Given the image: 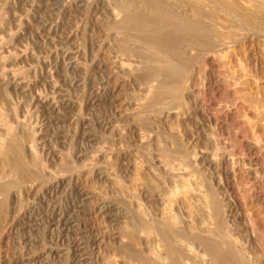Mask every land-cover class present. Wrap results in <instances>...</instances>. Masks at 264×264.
Returning a JSON list of instances; mask_svg holds the SVG:
<instances>
[{
  "label": "rangeland",
  "instance_id": "obj_1",
  "mask_svg": "<svg viewBox=\"0 0 264 264\" xmlns=\"http://www.w3.org/2000/svg\"><path fill=\"white\" fill-rule=\"evenodd\" d=\"M129 1L0 0V57H10L4 73L0 59V107L11 112L17 101L21 115L31 109L26 129L38 131L47 166L33 183L9 178L16 184L0 197V264H217L204 239L229 259L238 253L231 264H264V16L245 29L229 14L239 0H222L221 12L164 0L171 8L164 14L153 0ZM242 1L245 13L264 9V0ZM123 6L144 12L130 11L142 22L129 13L134 25ZM145 15L155 16L154 26L182 24L180 34L170 32L180 35L175 50L187 49L164 54L154 43L163 25L157 32ZM190 16L198 35L187 30Z\"/></svg>",
  "mask_w": 264,
  "mask_h": 264
},
{
  "label": "bare ground",
  "instance_id": "obj_2",
  "mask_svg": "<svg viewBox=\"0 0 264 264\" xmlns=\"http://www.w3.org/2000/svg\"><path fill=\"white\" fill-rule=\"evenodd\" d=\"M122 1H124V0H122ZM125 1H126V0H125ZM128 1H129V0H128ZM134 1H135V0H134ZM147 1L149 2V0H147ZM154 1H156V2H154ZM159 1H161L162 3H161V2L158 3ZM159 1H158V0H153L154 3H153V2H152L153 4L150 3L152 6H151L150 4H149V5H150L151 7L154 6V8L156 7L155 11H159V7H158V5H157V4H159V6H160V11H159V13L162 12V14H164V13L167 12L168 10L170 11L171 8H170V5H169V4H168V5L166 4L167 1H166V3H165L164 0H159ZM190 1H191V0H190ZM192 1H194V4H198L199 6H204V7H205V6H208L209 9H211V10L214 9V10H216V11H217V10L220 11V9H221V7H218V6H222V7H223V6L225 5V3H224V5H222V4H223V3H222V0H220L221 3H220L219 1H217V0H213V1L210 0V1H209V4H206V3H205L206 0H192ZM243 1H244V0H243ZM243 1H242L241 3H243ZM262 1H263V0H262ZM225 2H226V0H225ZM231 2L234 3V1H231ZM236 2H237V0H236ZM239 2H240V0H239L238 3H236V4L234 3V4L232 5L231 3H229V4H230V5H229V4L227 3L226 5H229L228 7H230V6L232 5L231 8H229V9L231 10V12L229 13L230 15H231V14H232V15H235V14H236L235 16H237V18H239L238 21L240 20V18H242V23L246 21V23H244V24L242 25V27H244V25L247 24V25L245 26V29H246V27L248 26V24L251 25V24H250L251 22H253L252 24L256 23V22H254V21H255V20L257 21V19H258V17L256 18L257 15H263V16H264V14H262V13L264 12V9H263V10L259 9V10H258V11H259V14H258V13L255 14L256 12H255V13H245V12L242 10L243 7L240 6ZM248 2H249V1H248ZM250 2H251V0H250ZM250 2H249V3H250ZM118 3H119V2H118ZM129 3H131V2L129 1ZM134 3H135V2H134ZM134 3H132V6H133ZM137 3H138V2H136L135 4H137ZM177 3H178V2H177ZM183 3H184V2H183ZM214 3H215V6H214ZM246 3H247V2H246ZM252 3H253V2H252ZM254 3H255V2H254ZM262 3H263V2H262ZM262 3H260V4H262ZM155 4H156V5H155ZM189 4H190V3H189ZM216 4H217V5H216ZM117 5H118V4H117ZM129 5H130V4H129ZM129 5H128V6H129ZM137 5H138V4H137ZM175 5H176V4H175ZM178 5H179V4H178ZM181 5H182V4H181ZM183 5H184V4H183ZM241 5H243V4H241ZM245 5H246V4H245ZM250 5L252 6V5H254V4H250ZM250 5H249V6H250ZM118 6H119V5H118ZM128 6H123V8L126 7V9H127ZM132 6L130 5L129 8H133V7L136 8V7H135L136 5H134L133 7H132ZM168 6H169V7H168ZM171 6H172V5H171ZM195 6H196V5H195ZM254 6H255V5H254ZM142 7H143V6H142ZM186 7H187V6H186ZM245 7H246V6H244V8H245ZM257 7H258V5H257ZM261 7H262V6H261ZM123 8H122V9H123ZM169 8H170V9H169ZM180 8H182V7H180ZM205 8H206V7H205ZM205 8H204L203 11L201 10L202 8H201V9L198 8V10H196V9L193 8V12H192V14H196V15H198V16H199V14H200V16H201V15H205L204 13H206V15L204 16V18H205V17L208 18V16L211 15V14H210V12L206 11ZM223 8H224V7H223ZM225 8H227V7L225 6ZM253 8H254V7H253ZM263 8H264V7H263ZM124 9H125V8H124ZM137 9H138V8H137ZM137 9H136V10L133 9V10L136 11V12L138 13V11H140V10L137 11ZM250 9H251V8H250ZM254 9H255V8H254ZM256 9H257V8H256ZM256 9H255L254 11H257ZM131 10H132V9H129V11H128V9H127L126 11H128V14H129V13H131V12H130ZM133 10H132V13H134ZM152 10H153V9H152ZM176 10H177V9H175L174 12H173V9H172V11H171L170 13H173V14H174V13L176 12V14H177V12H179V11H176ZM195 10H196V11H195ZM214 10H213V11H214ZM252 10H253V9H252ZM183 11H185V10H183ZM187 11H188V10L185 11L186 14L188 13ZM190 11H192V10H189V14L191 13ZM197 11H198V12H197ZM245 11L248 12V10H245ZM250 11H251V10H250ZM254 11H253V12H254ZM258 11H257V12H258ZM260 11H261V12L263 11V12L261 13ZM123 12L125 13V11H123ZM136 12H135V13H136ZM141 12H142V11H141ZM141 12H139V13L137 14V16H139V14H140L139 17H143L142 13H144V12H142V13H141ZM181 12H182V11H181ZM185 12H184V13H185ZM220 12H221V11H220ZM132 13H131V15H133ZM149 13H150V12H149ZM153 13H154V12H153ZM153 13H152V14H153ZM155 13H156V12H155ZM159 13H158L157 15H159ZM168 13H169V12H168ZM170 13H169V14L166 13L167 16H168V15H169V16L172 15V14H170ZM184 13H183V15L185 16L186 14H184ZM208 13H209V15L207 16ZM211 13H212V12H211ZM213 13H215V12H213ZM217 13H218V12H217ZM260 13H261V14H260ZM125 14L127 15V13H125ZM144 14H145V13H144ZM162 14H160V16H161ZM166 14H165V15H166ZM176 14H174L173 16H175ZM179 14H180V12H179ZM189 14H188V15H189ZM221 14H222V13H221ZM226 14H227V13H226ZM229 14H228V16H230ZM119 15H120V14H119ZM126 15H125V16H126ZM129 15H130V14H129ZM131 15L129 16V18H130V17L132 18V17L135 15V16H134L135 18L133 17L134 20H135V22H136V23L139 22V19H140V18H139V17H136V14H134L133 16H131ZM154 15H155L156 17H158L156 14H154ZM183 15L181 14L180 16L183 18V17H184ZM188 15H186L187 18L189 17ZM148 16L152 17V19H151L150 17H149V18L153 21V23H152V21H151V22L147 21V20H149V19L146 17V15H145V19H143V18H144V17H143L142 20H143V21H146V22H149L150 24L152 23L153 26H154V18H155V16H154V18H153V15H152V16H151V15H148ZM160 16H159V17H160ZM200 16H199V17H200ZM254 16H255V17H254ZM162 17H166V16H162ZM186 17H184V18H186ZM194 17L197 18V16H194ZM209 17L211 18V16H209ZM213 17H216V16H213ZM123 18H124V17H123ZM125 18H126V17H125ZM125 18H124V19H125ZM127 18H128V17H127ZM127 18H126V19H127ZM131 18H130V19H131ZM133 18H132V19H133ZM138 18H139V19H138ZM146 18H147V20H146ZM160 18H161V17H160ZM169 18H170V20L172 19V23H173V24L175 23V20L177 19V18L175 19V17H173V18H174V20H173V18H172L171 16H170ZM182 18L180 19V22L182 21L183 24H184L183 21H187V20H189V19H187V18H186L187 20H186V19L183 20ZM190 18H191V16H190ZM200 18H201V17H200ZM255 18H256V19H255ZM117 19H118V18H117ZM126 19H125V20H126ZM130 19H129V20H130ZM132 19H131V21L133 22L134 20H132ZM136 19H138V20L136 21ZM155 19H156V18H155ZM163 19H164V18H163ZM163 19H159V18H157V20L155 21V23L157 22L156 24H158V23H159V20L162 21ZM167 19H168V18H166L165 20L167 21ZM192 19H194L193 16H192V18L190 19V22H188V23H190V25L193 24V23L191 22ZM198 19H199V18H198ZM211 19H213V18H211ZM228 19H229V18H228ZM254 19H255V20H254ZM165 20H163V21H165ZM178 20H179V19H178ZM195 20H196V19H195ZM201 20H203V19H201ZM206 20H207V19H206ZM223 20H224V19H223ZM243 20H244V21H243ZM258 20H259V19H258ZM121 21H122V20H121ZM121 21H120L119 23H117V24H118L117 27H120V25H121V26H122V25H123V26H126L128 23H130L129 26L132 25L131 27L134 29V32L136 31V33H135L136 35H137L139 32H140V33L142 32V33L139 34V35H143L144 30L142 31V30H141L142 28L140 29L141 31L139 30V32H138L137 29H135L136 27L134 28V25H135L136 23L134 24V22H133V24H134V25H133V24H131L132 22L130 21V22H127V24H125V23H126V21H125L124 24H123V22H121ZM123 21H124V20H123ZM140 21H141V19H140ZM163 21H162L161 23H163ZM173 21H174V22H173ZM214 21H215V19H214ZM141 22H142V21H141ZM146 22H144V24H147ZM168 22H169V21H168ZM168 22H165L164 25L162 24L163 26L159 24L160 26H162L160 29L163 30L164 27L167 26L166 23H167V24L171 23V22H169V23H168ZM180 22H178V24H179ZM198 22H199V21H198ZM207 22H208V21H207ZM207 22H206V23H207ZM233 22H234V20H233ZM236 22H237V21H236ZM259 22L261 23V21H259ZM262 22H263V21H262ZM121 23H122V24H121ZM149 23H148V24H149ZM176 23H177V20H176ZM240 23H241V20H240ZM240 23H239V24H240ZM242 23H241V24H242ZM119 24H120V25H119ZM173 24H172V25H173ZM194 24H195V23H194ZM194 24H193V25H194ZM208 24H209V23H208ZM241 24H240V25H241ZM137 25H141V23H140V24H137ZM159 25H157V26H159ZM165 25H166V26H165ZM181 25H182V24H181ZM181 25H180V24L178 25V26H180V29L183 28ZM186 25H187V24H184L183 26L186 27ZM197 25H198V24H197ZM206 25H207V24H206ZM127 26H128V25H127ZM129 26H128L127 28H131V27H129ZM157 26L155 25L154 27L158 28V29L155 28V29L157 30V32H158L159 27H157ZM178 26H177V27H178ZM195 26H196V25H194L193 28H192V26H191V28H190V26L188 25V27H189L190 29H187V30H191V31L193 30V33L189 32L190 34H193V36H194V30H196V31H195V34H197L196 32L199 33V29H200V28H199L200 25H199V27H196L198 30L195 28ZM238 26H239V25H238ZM252 26H254V25H252ZM255 26H256V25H255ZM255 26H254V27H255ZM257 26H258V25H257ZM259 26H261V25H259ZM262 26H263V25H262ZM141 27H144V26H141ZM145 27H146V26H145ZM170 27H171V26H170ZM173 27L175 28V26H173ZM177 27L175 28L176 30L179 28V27H178V28H177ZM206 27H207V26H206ZM206 27H205V28H206ZM235 27H236V26H235ZM240 27H241V26H240ZM254 27H250V26H249V28H251V29L254 28ZM263 27H264V26H263ZM132 28H131V29H132ZM137 28H139V27H137ZM162 28H163V29H162ZM167 28L169 29L168 26H167ZM174 28H173V29H174ZM208 28H209V27H208ZM249 28H248V29H249ZM133 29H132V30H133ZM143 29H144V28H143ZM146 29L148 30V32L151 31L150 29H148V27L145 28V30H146ZM171 29H172V27H171L169 30H164V31H163L164 33L167 32V31H169V33L167 32V33H165V34H164V33L162 34V31L159 30V33L161 32V33H160L161 36H160L158 33L156 34V31L153 29V30H154V33L156 34V36L159 35L158 40H157L156 37H154V38H156V40H157V41H155V42H154V39H153V36H152V34L154 35V33L151 32V33H152V34H151L152 38H150V39H151L154 43H157V42L159 41V44H161L163 47L166 48V49H164L163 47H160V46H158V47L156 46V47H155L156 49L159 48L160 50H161V48H162V50L164 49V50L166 51L164 54H166L167 51H168V53H169V51H172V50H173V53H175V51L177 52V50H175V48H178L179 45H181V44H180V43H181V40L179 39V36H180V35H179V36H175V35H174V32H173V33L170 32ZM173 29H172V30H173ZM175 29H174V30H175ZM183 29H185V28H183ZM203 29H204V28H203ZM211 29H213V28H211ZM211 29H210V30H211ZM240 29H242V28H240ZM245 29H244V30H245ZM114 30H115V29H114ZM149 30H150V31H149ZM153 30H152V31H153ZM174 30H173V31H174ZM176 30H175V31H176ZM206 30H208V29H206ZM228 30H229V29H228ZM237 30H238V29H237ZM237 30H236V31H237ZM249 30H250V29H249ZM254 30H255V29H254ZM257 30H258V29H257ZM257 30H256V31H257ZM263 30H264V29H263ZM263 30H262V31H263ZM177 31H178V30H177ZM177 31H176V32H177ZM179 31H180V30H179ZM179 31H178V32H179ZM226 31H227V30H226ZM241 31H242V30H241ZM256 31H255V32H256ZM137 32H138V33H137ZM145 32H147V31H145ZM176 32H175V33H176ZM178 32H177V35H178ZM180 32H181V31H180ZM180 32H179V34H180ZM182 32H185V34H186L187 36H188V34H189L187 31H184V30H182ZM200 32H201V31H200ZM210 32H211V31H210ZM210 32H209V33H210ZM214 32H215V31H214ZM237 32H239V37H240V33H241V32H240V31H237ZM243 32H244V31H243ZM246 32L248 33V31H246ZM258 32H259V31H258ZM171 33H172V34H171ZM204 33H205V31H204ZM204 33H203V34H204ZM224 33H226V32H224ZM253 33H254V32H253ZM261 33H262V32H261ZM144 34H145V35H144L145 37L143 36V38H146V39H147V37L149 36V35H148L149 33H144ZM210 34H211V33H210ZM212 34H213V33H212ZM228 34H229V33H228ZM231 34H232V33H231ZM123 35H124V34H123ZM146 35H148V36H146ZM181 35H184V33H183V34L181 33ZM197 35H198V34H197ZM197 35H196V36H197ZM201 35H202V34H201ZM204 35H205V34H204ZM208 35H209V34H208ZM224 35H225V34H224ZM127 36H128V35H127ZM129 36H130V35H129ZM133 36H134V34H133ZM137 36H138V35H137ZM189 36H190V35H189ZM211 36H212V35H211ZM232 36H233V35H230V37H232ZM236 36H238V34H237ZM236 36H235V37H236ZM244 36H245V35H244ZM113 37H114V36H113ZM131 37H132V36H130V38H131ZM149 37H150V36H149ZM149 37H148V39H149ZM181 37H182V36H181ZM205 37H206V36H205ZM208 37H209V36H208ZM212 37H213V36H212ZM230 37H227L226 39H228V38H230ZM235 37H232L231 40H232L233 38H235ZM239 37H238V38H239ZM263 37H264V36H263ZM130 38H129V39H130ZM141 38H142V36H141ZM184 38H185V35H184V37H182V40H185ZM191 38H192V37H191ZM224 38H225V37H224ZM241 38H242V37H241ZM114 39H115V38H114ZM123 39H124V38H123ZM127 39H128V38H127ZM132 39H133V38H132ZM134 39H135V37H134ZM138 39L140 40L139 37H138ZM146 39H145L146 43H149L148 45H150V44H151V43H150V39H149V41H147L148 39H147V40H146ZM188 39H189V38H188ZM192 39H193V38H192ZM142 40H143V39H142ZM142 40H141V43H142ZM178 40H180V42H179ZM186 40H187V39H186ZM193 40H194V39H193ZM211 40H212V39H211ZM255 40H256V39H255ZM2 41H3V39H2ZM128 41H129V40H128ZM128 41H126V42L128 43ZM134 41H135V40H134ZM189 41H190V43H192L191 39H190ZM194 41H195V40H194ZM235 41H236V39H234V41L232 40V42H235ZM124 42H125V41H124ZM124 42H123V43H124ZM153 42H152V43H153ZM178 42H179V43H178ZM253 42H254V41H253ZM0 43H1V42H0ZM131 43L133 44V42H131ZM190 43H189V44H190ZM227 43H228V44L230 43L229 39H228V42H227ZM237 43H238V42H237ZM124 44H125V43H124ZM135 44H136V43H135ZM189 44H188V45H189ZM231 44H232V43H231ZM231 44H230V45H231ZM233 44H234V43H233ZM241 44H243V43H241ZM122 45H123V44H122ZM156 45H158V43H157ZM188 45H187V46H188ZM230 45H229V46H230ZM152 46H154V45L152 44ZM182 46H183V44H182ZM184 46H185V45H184ZM190 46H192V45H190ZM120 47H121V46H120ZM125 47H126V46H125ZM139 47H140V46H139ZM139 47H138V48H139ZM143 47H144V46H143ZM145 47H146V46H145ZM150 47H151V46H150ZM185 47H186V46H185ZM185 47H183V48H181V49L184 50ZM198 47H199V46H198ZM227 47H228V46H227ZM232 47H233V46H232ZM135 48H136V47H135ZM138 48H137V49H138ZM140 48H141V47H140ZM167 48H168V49H167ZM173 48H174V49H173ZM199 48H200V47H199ZM230 48H231V46H230ZM126 49H128V48H126ZM141 49H142V48H141ZM141 49H140V51H141ZM147 49H149V48L147 47ZM169 49H171V50H169ZM178 49H179V48H178ZM186 49H187V48H185V50H186ZM188 49H189V48H188ZM232 49H233V48H232ZM241 49H242V47H241ZM241 49H240V50H241ZM108 50H109V49H108ZM119 50H120V49H119ZM121 50H122V49H121ZM174 50H175V51H174ZM183 50H181V51H179V52H177V53H180V52H182ZM233 50H234V49H233ZM64 51H65V50H64ZM124 51H125V50H124ZM129 51H130V50H129ZM129 51H128V52H129ZM137 51H139V50H137ZM142 51H144V50H142ZM142 51H141V53H143ZM148 51H149V50H148ZM151 51H152V50H150V53H149V54H151V53L153 52V54L156 56L157 53H156V54L154 53V49H153L152 52H151ZM155 51L157 52V50H155ZM234 51H235V50H234ZM3 52H4V51H3ZM115 52H116V51H115ZM226 52H227V51H226ZM230 52H231V51H230ZM239 52H240V51H239ZM126 53H127V52H126ZM129 53H130V52H129ZM138 53H140V52H138ZM144 53L148 54V52H145V51H144ZM144 53L142 54L143 56H144ZM168 53H167V54H168ZM171 53H172V52H171ZM235 53H238V52H234V54H235ZM8 54H9V53H8ZM146 54H145V55H146ZM153 54H152V55H153ZM182 54H183V53H182ZM190 54H191V53H190ZM224 54H225V53H224ZM230 54H231V53H230ZM242 54H243V53H241V55H242ZM130 55H131V54H130ZM154 55H153V56H154ZM178 55H179V54H178ZM231 55H232V54H231ZM237 55H238V54H237ZM262 55H263V54H262ZM149 56H151V55H149ZM144 57H145V56H144ZM157 57H160V56H158V54H157ZM157 57H156V58H157ZM174 57H176V56H174ZM234 57H235V55H233V57H232V56L230 57V59H229L230 63H231V62H234ZM243 57H244V56H243ZM246 57H247V56H246ZM9 58H10V57H9L8 55H6V54H5V55L3 54V56L0 57V59H1L2 62H3V63H1V65H2V67H1V72H2V73L6 72V70H7V66L5 65V62H6L7 60H10ZM146 58H147V55H146ZM170 58H171V57H170ZM181 58H182V56H181ZM235 58H236V57H235ZM240 58L242 59V57H240ZM157 59H158V58H157ZM160 59H161V58H160ZM167 59H168V57H167ZM189 59H190V58H189ZM227 59H228V57H227ZM244 59H245V58H244ZM1 60H0V62H1ZM145 60H146V59H145ZM190 61H191V60H190ZM236 61H237V60H236ZM173 62H174V61H173ZM175 62H176V61H175ZM175 62H174V63H175ZM237 62H238V61H237ZM239 62L242 63V60H239ZM255 62H256V61H255ZM162 63H164V62H162ZM174 63H173V64H174ZM225 63H227V62H225ZM120 64H122V63H120ZM160 64H161V63H160ZM165 64H166V63H165ZM165 64H163V66H164ZM169 64H171V63H169ZM175 64H176V63H175ZM177 64H179V63H177ZM177 64H176V65H177ZM149 65H150V64H149ZM153 65H154V64H153ZM241 65H242V64H240V66H241ZM120 66H121V65H120ZM174 66H175V65H174ZM174 66H173L172 68H174ZM178 66H179V65H178ZM178 66H177V68H178ZM182 66H184V65L182 64ZM261 66H262V65H261ZM8 67H9V66H8ZM165 67H166V66H165ZM243 67H244V66H243ZM243 67H242V69H243ZM12 68H13V67H12ZM168 68H171V67H168ZM175 68H176V67H175ZM175 68H174V69H175ZM183 68H184V67H183ZM225 68H226V67H225ZM244 68H245V67H244ZM21 69H22V68H21ZM21 69H17V68H16V69H13V70H12L11 73H13L12 75H14V77H15L16 79L18 78V76L23 75V74H21L22 71H23V70H21ZM122 69H123V68H122ZM154 69H155V68H154ZM154 69H153V70H154ZM157 69H158V68H157ZM159 69H161V68H159ZM191 69H192V68H191ZM231 69H233V67H232ZM147 70H148V69H147ZM168 70H169V69H168ZM148 71H149V70H148ZM161 71H162V70H161ZM183 71H184V70H183ZM233 72H234V70H232V72H230V73H233ZM249 72H250V71H249ZM11 73H10V74H11ZM154 73H155V72H154ZM156 73H157V71H156ZM234 73H236V72H234ZM251 73H252V72H251ZM260 73H261V72H260ZM150 74H151V73H150ZM168 74H169V73H168ZM180 74H181V73H180ZM190 74H191V73H190ZM240 74H241V73H240ZM240 74L238 75V77L241 76ZM12 75H11V76H12ZM147 75H148V74H146V76H147ZM157 75H158V73H157ZM224 75H225V74H224ZM224 75H223V76H224ZM4 76H5V75H4ZM4 76H3V77H4ZM11 76H10V77H11ZM146 76H145V77H146ZM153 76H154V75H153ZM161 76H162V75H161ZM178 76H179V75H178ZM234 76H235V75H234ZM234 76H231V77L234 78ZM263 76H264V75H263ZM147 77L149 78V76H147ZM174 77H175V76H174ZM174 77H173V78H174ZM229 77H230V76H229ZM236 77H237V76H236ZM241 77H243V76H241ZM241 77H239V78H241ZM4 78H5V77H4ZM12 78H13V76H12ZM163 78H164V77H163ZM170 78H171V77H170ZM233 78H229V79H232V80H231L232 83L235 82V83H234L235 85H236L237 83H240V79H239V78H238V79H237V78H236V79L234 78V80H233ZM7 79H8V78H7ZM13 79H14V78H13ZM16 79L13 80V81L16 82ZM19 79H21V77H20ZM164 79H167V78H164ZM226 79H227V78H226ZM237 80H239V81H237ZM241 80H242V79H241ZM252 80H253V79H252ZM169 81H170V80H169ZM231 81H230V82H231ZM180 82H181V81H180ZM5 83H6V82H5ZM183 83H185V82H183ZM241 83H242V82H241ZM241 83H240V84H241ZM243 83H244V82H243ZM245 83H246V82H245ZM174 84H175V83H174ZM174 84H173V85H174ZM256 84H257V83H256ZM52 85H53V84H52ZM179 85H180V84H179ZM169 86H170V85H169ZM261 86H262V85H261ZM176 87H177V86H176ZM176 87H175V88H176ZM228 87H229V86H228ZM243 87H244V86H243ZM255 87H256V86H255ZM164 89H165V88H164ZM229 89H230V88H229ZM229 89H228V90H229ZM233 89H234V88H233ZM241 89L243 90V88H241ZM245 89H246V88H245ZM263 89H264V88H263ZM178 90H179V89H178ZM237 90H238V89H237ZM239 90H240V89H239ZM239 90H238V92H239ZM233 91H234V90H233ZM240 91H241V90H240ZM263 91H264V90H263ZM5 92H7V91H5ZM248 92H249V91H248ZM1 93H2V92H1ZM54 93H55V92H54ZM56 93H57V92H56ZM169 93H170V92H169ZM11 94H12V93H11ZM11 94H10V93H7L8 96L11 95ZM31 94H32V93H31ZM52 95H54V94H52ZM230 95H231V94H230ZM240 95H241V94H240ZM250 95H252V94H250ZM256 96H257V95H256ZM32 97H33V96H32ZM15 98H16V97H15ZM45 98H46V97H45ZM54 98H55V97H53V99H54ZM231 98H232V97H231ZM234 99H235V98H234ZM46 100H47V99H46ZM235 100H236V99H235ZM240 100H241V99H240ZM243 100H244V99H243ZM246 100H247V99H246ZM250 100H251V99H250ZM26 101H27V100H26ZM31 101H32V100H31ZM252 101H253V100H252ZM52 102H53V101H52ZM263 102H264V101H263ZM0 103H1V102H0ZM81 103H82V102H81ZM66 104H67V103H66ZM231 104H232V102H231ZM239 104H240V103H239ZM12 105H13V107L11 108L12 111L10 110L11 112H9V110H7V109H4V110H3V109L0 107V127H1V128L3 129V131L5 132V133H2V131L0 132L1 134H3V135L0 134V157H1V158H0V161H1V163L3 162V165L5 166V168H8V167L10 168V170L7 169L8 173H6V172H7L6 169L3 168L2 166H0L1 169H5V170H1V169H0V170H1V171H0V197L3 196V195H5V193L7 194L8 192H10L11 188L14 186V184H16V183H14V181H11V180L9 179L10 176H14L13 179H15V178H16L15 176L18 175L19 177L16 178V179H18L19 181H22V182H23V181H25V182H26V181H27V182L30 181V182H31V180H33V179L36 178V175H39V174H40V176H41V173H43L44 170H45V168H47V166L45 165V163H43V162L40 161V160H41V156L39 155L40 153H39V150H38V141H39V140H38V138H37V135H38L37 132H38V131H36V130L34 131V129L31 128L32 125H31L30 127H27V128H29V129H26V125H28V122H29V120H30V119H29V116H31V115H29V114H30L29 112L31 111V109L25 110V111H27L26 114H22V115H21L22 112H21V111L19 112V109H18L19 105L17 104V101H16V103L14 102ZM81 105H82V104H81ZM0 106H1V105H0ZM29 106H31V105H29ZM3 108H4V107H3ZM19 108H21V106H20ZM5 110H6L7 112H6ZM8 112H9V113H8ZM83 112H84V111H83ZM10 113H12V114H10ZM8 114H10V115H8ZM34 114H35V113H34ZM77 116H78V114H77ZM10 117H11V118H10ZM78 119H79V118H78ZM32 124H33V123H32ZM17 125H18L19 127L21 126V129H22L21 132H20V129H19V132H17V128H18ZM29 125H30V123H29ZM22 127H23V128H22ZM24 127H25V128H24ZM34 127H35V126H33V128H34ZM27 144H28V145H27ZM53 144H54V143H53ZM80 144H81V143H80ZM26 145H27V149L30 148L29 150H30V152L32 153L31 156H33V157H31V158L28 157L27 154H26L27 157L25 156V151H28V150H25V149H26ZM99 148H100V147H99ZM48 151H49V150H48ZM52 152H53V151H52ZM31 153H30V154H31ZM94 156H95V155H94ZM63 158H64V157H63ZM1 159H2V160H1ZM42 160H43V159H42ZM64 160H65V159H64ZM69 161H70V160H69ZM64 162H65V161H64ZM1 163H0V164H1ZM42 163H43V164H42ZM58 163H59V162H58ZM74 164H75V163H74ZM84 165H85V164H84ZM43 167H45L44 170H43ZM49 169H50V168H49ZM5 171H6V172H5ZM9 171H10V172H9ZM90 171H91V170H90ZM49 172H50V171H49ZM63 173H64V172H63ZM59 174H60V173H59ZM40 176H38V177H40ZM45 176H46V175H45ZM38 177H37V178H38ZM53 178H54V177H53ZM53 178H52V179H53ZM11 179H12V177H11ZM18 180H17V181H18ZM34 181H35V180H34ZM25 182H23V184H24ZM27 182H26V183H27ZM51 182H52V181H51ZM31 183H33V181H32ZM17 184H18V183H17ZM23 184H22V185H23ZM28 184H29V183H28ZM24 185H25V184H24ZM16 188H17V187H16ZM13 189H14V187H13ZM13 191H14V190H13ZM17 192H18V191H17ZM8 194H9V193H8ZM9 196H10V195H9ZM20 197H21V196H20ZM0 199H1V198H0ZM3 199H4V197H3ZM8 199H9V197L7 198V200H8ZM1 200H2V199H1ZM1 200H0V201H1ZM5 201H6V200H5ZM11 201H12V200H11ZM11 201H10V202H11ZM2 202H3V201H2ZM3 204H4V203H3ZM6 205H7V204H6ZM256 205H257V204H256ZM2 208H3V207H2ZM2 208H1V209H2ZM218 208H219V207H218ZM4 209H5V208H3V210H4ZM7 209H8V208H7ZM10 210H11V209H10ZM20 210H21V209H20ZM0 212H1V211H0ZM19 212H20V211H19ZM248 212H249V211H248ZM5 214H6V213H5ZM2 215H3V213H2ZM2 218H3V217H2ZM16 218H17V217H16ZM0 219H1V218H0ZM14 221H15V220H14ZM163 223H164V222H163ZM162 225H163V224H162ZM164 226H165V224H164ZM166 227H167V225H166ZM166 227H165V228H166ZM159 228H160V227H159ZM170 229H171V228H170ZM170 229H169V230H170ZM173 229H174V228H173ZM173 229H172V231H173ZM160 230H162V229H160ZM160 230H159V231H160ZM166 230H167V228H166ZM167 231H168V230H167ZM167 231H162V232H160V233H162V237H164L165 239H166L167 237H170V236H168V232H167ZM127 233H128V232H127ZM160 233H159V235H160ZM169 233H170V231H169ZM222 233H223V232H222ZM170 234H172V233H170ZM129 235H130V234H129ZM133 235H134V234H133ZM131 236H132V235H131ZM173 236H174V235H173ZM183 236H184V235H183ZM135 237H136V236H135ZM135 237H133V238L135 239ZM155 237H156V236H155ZM197 237H198V236H197ZM206 237H207V236H206ZM160 238H161V237H160ZM164 238H163V239H164ZM201 238H202V237H201ZM204 238H205V236H203V239H204ZM208 238H209V237H208ZM153 239H154V238H153ZM126 240H127V239H126ZM212 240H213V239H212ZM222 240H223V239H222ZM124 241H125V240H124ZM163 241H164V240H163ZM195 241H196V240H195ZM203 241L205 242V243H204V242H203V243H204V244L207 246V248L210 250V252H211V254H212V257L215 259V262H217V264H231V260H233V259L236 257L235 255L238 254V253H237V254H234V253H233L234 256H235V257H234V256L232 255V253L230 254V252H229L228 254L231 255V258H232V256H233V259H229L230 257H229V255L226 254L227 252L225 253V252H224V249H223V251L220 250L221 248L219 249V246H218L219 243H218V242H217L218 244H216V243H214L213 241H211V240H209V239H207V240L204 239ZM217 241H219V240H217ZM224 241H225V240H224ZM226 241H227V240H226ZM228 242H230V241L228 240ZM127 243H128V242H127ZM136 243H137V242H136ZM131 244H132V243H131ZM220 244H221V243H220ZM229 244L232 245L231 243H229ZM206 246H205V247H206ZM127 247H128V246H127ZM130 247H131V246H130ZM228 247H229V246H228ZM232 247H233V246H232ZM151 248H152V247H151ZM207 248H206V249H207ZM234 248H235V247H234ZM130 249L133 250L132 248H130ZM192 249H193V247H192ZM231 249H232V248H231ZM117 250H118V249H117ZM124 250H125V249H124ZM135 250H136V249H135ZM151 250H152V249H151ZM151 250H150V251H151ZM153 250H154V249H153ZM186 250H187V249H186ZM186 250H185V251H186ZM136 251H137V250H136ZM154 251H155V250H154ZM172 251H173V250H172ZM189 251H190V250H189ZM225 251H227V250H225ZM232 252H233V251H232ZM235 252H236V251H235ZM168 253H169V252H168ZM188 254H189V252H188ZM190 254H191V253H190ZM241 254H242V253H241ZM110 255H111V254H110ZM129 255H130V253H129ZM132 255H134V254H132ZM151 255H152V254H151ZM134 256H135V255H134ZM138 256H139V255H138ZM112 257H113V256H112ZM131 257H132V256H131ZM158 257H159V256H158ZM113 258H114V257H113ZM139 258H140V257H139ZM164 259H165V258H164ZM150 260H151V259H150ZM158 260H159V259H158ZM243 260H245V259H243ZM146 261H147V260H146ZM234 261L237 263L236 260H234ZM234 261H233V262H234ZM153 262H154V261H153ZM150 263H151V262H150ZM236 263H235V264H236ZM154 264H155V263H154Z\"/></svg>",
  "mask_w": 264,
  "mask_h": 264
}]
</instances>
